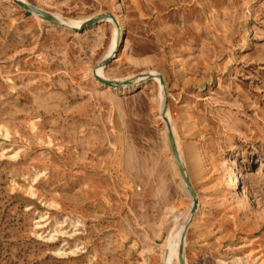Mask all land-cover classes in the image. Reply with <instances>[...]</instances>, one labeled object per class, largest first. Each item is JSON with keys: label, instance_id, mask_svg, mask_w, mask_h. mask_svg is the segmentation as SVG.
I'll list each match as a JSON object with an SVG mask.
<instances>
[{"label": "rangeland", "instance_id": "1", "mask_svg": "<svg viewBox=\"0 0 264 264\" xmlns=\"http://www.w3.org/2000/svg\"><path fill=\"white\" fill-rule=\"evenodd\" d=\"M22 1L125 30L0 0V264H264V0Z\"/></svg>", "mask_w": 264, "mask_h": 264}, {"label": "water", "instance_id": "2", "mask_svg": "<svg viewBox=\"0 0 264 264\" xmlns=\"http://www.w3.org/2000/svg\"><path fill=\"white\" fill-rule=\"evenodd\" d=\"M13 2L16 3L20 8H22V9L28 11V12H31L33 14H37L41 19H43L45 21L52 22V23H54L56 25H59V26H64V27L70 28V29H72L74 31H81V30H83V29H85L87 27H90L92 25H96L97 23L104 21L107 18H111L114 22H116V19H115L113 14H102V15H98V16L89 18L79 29H76V28H73V27L58 23L56 18L54 17V15H51L48 12H46V11L36 7V6H33V5L29 4V3H25V2L20 1V0H13ZM113 57H114V55L105 58L99 65L105 67L106 65H108L111 62ZM141 75L142 74H139L137 77H134L132 79H127V80H124V81H110L108 79L101 78V77H99L97 75H95L94 77L100 83H102V84H104L106 86H110L112 88H116V87H120L121 85H129V84H131L134 80H136ZM154 78H158L161 84L164 83L163 78L161 76H159L157 74H146V80H151V79H154ZM166 106H167V100L165 101V107H164L163 112H162V116H163L164 120H167V118L165 117ZM167 132H168V139L170 141V146H171L172 155H173L175 164H176V166L178 168V171H179V173H180V175L182 177V180H183L184 184L186 185V188H187L188 192L191 194V197H192V206L190 208V213L193 214L196 211V208H197V205H198V199H197V197H196V195H195V193L193 191V188H192V185L190 183V180L188 179V177L186 175V171L184 169V165H182V162H181L180 156L178 154V150H177V147H176V144H175V140H174L170 125H167ZM187 227H188V225L186 224L185 228H184V230L182 232V235H181V238H180L179 247H178V259H179V263L180 264H185L184 263V259H183V250H184V237H185V233H186Z\"/></svg>", "mask_w": 264, "mask_h": 264}, {"label": "bare ground", "instance_id": "3", "mask_svg": "<svg viewBox=\"0 0 264 264\" xmlns=\"http://www.w3.org/2000/svg\"><path fill=\"white\" fill-rule=\"evenodd\" d=\"M20 1H22V0H20ZM24 2V1H23ZM25 3H27V2H25ZM36 16H38L37 14H36ZM55 17V16H54ZM115 17V19H116V22H114L111 18H107V19H109L110 21H112L114 24L113 25H115V27H114V41H113V46H112V51H115V50H117V48H118V45H119V43H120V40H121V35L123 34V32H124V30H125V28H124V24H123V22H122V20L119 18V17H117V16H114ZM56 18V20H57V22L58 23H62V24H67L66 23V21L64 20V19H62V18H59V17H55ZM106 20V19H105ZM104 20V21H105ZM46 22H48V21H46ZM86 21H83V22H79V23H76V25H75V27H73V28H76V29H79L84 23H85ZM49 23H52V22H49ZM60 23V24H61ZM53 24V23H52ZM68 26V25H67ZM70 27H72V26H70ZM117 52V51H116ZM116 52H114V54H112V55H110V56H113V55H115V53ZM109 57V56H108ZM107 58V57H106ZM105 59V58H104ZM97 67H99L98 69L95 67L94 69H93V73H94V75H95V73H96V75H99V77H101V70H102V68H101V65H98ZM103 67V66H102ZM97 69V70H96ZM145 77L146 76H143L142 77V79L144 80L145 79ZM101 78H103V77H101ZM105 79V78H104ZM146 81V80H145ZM133 83V82H132ZM131 83V84H132ZM130 85V84H129ZM117 88V87H116ZM165 89V88H164ZM165 91H166V89H165ZM167 93V92H166ZM163 100H164V98H163ZM166 113V112H165ZM163 117V116H162ZM166 117V116H165ZM165 121V123H166V129H167V125H170V122L168 121V119L167 120H164ZM170 128H171V126H170ZM171 131H172V129H171ZM172 134H173V132H172ZM167 136H168V132H167ZM173 137H174V135H173ZM181 159V158H180ZM181 162H182V160H181ZM182 165H183V163H182ZM233 185L231 186V188H234L235 186H237L238 185V182H237V179L235 178L234 180H233ZM199 204V203H198ZM192 206V205H191ZM191 208V207H190ZM201 212H202V207H201V205H197V208H196V211H195V213H193L195 216H198V215H200L201 214ZM193 214H191L190 213V218L193 216ZM189 218V219H190ZM186 224H187V221H186ZM185 224V225H186ZM185 225H184V228H185ZM181 228H182V226L180 227V230H181ZM184 228H183V230H184ZM179 230V231H180ZM183 230H182V232H183ZM182 232H181V234H180V237H179V243H180V238H181V235H182ZM179 243H178V247H179ZM177 260H178V248H177Z\"/></svg>", "mask_w": 264, "mask_h": 264}]
</instances>
